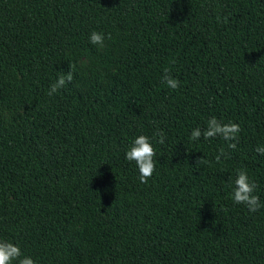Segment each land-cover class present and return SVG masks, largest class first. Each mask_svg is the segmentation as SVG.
Masks as SVG:
<instances>
[{
    "label": "trees",
    "instance_id": "trees-1",
    "mask_svg": "<svg viewBox=\"0 0 264 264\" xmlns=\"http://www.w3.org/2000/svg\"><path fill=\"white\" fill-rule=\"evenodd\" d=\"M93 31L122 53L85 78L79 56H110ZM213 116L240 124L235 150L190 139ZM140 134L156 151L147 183L125 158ZM258 146L264 0H0V239L36 264H264V207L231 198L245 167L264 204Z\"/></svg>",
    "mask_w": 264,
    "mask_h": 264
},
{
    "label": "clouds",
    "instance_id": "clouds-1",
    "mask_svg": "<svg viewBox=\"0 0 264 264\" xmlns=\"http://www.w3.org/2000/svg\"><path fill=\"white\" fill-rule=\"evenodd\" d=\"M217 21L220 22V17H217ZM227 23V17L223 20ZM105 35L103 32L93 31L89 36V42L94 45L103 47ZM63 73V72H62ZM73 79V68L70 65V71L66 74H61L54 83L50 85L48 95L52 96L62 89L66 83L71 82ZM163 81L166 86L171 90H176L180 87V81L170 74V69H164ZM239 123L228 121L223 122L217 117L213 116L207 121L206 128L196 127L192 129L190 139L199 140L201 136L205 140L221 137L228 142V148L235 150L239 142V133L241 132ZM159 144H164L166 135L163 130L156 133ZM255 151L264 155V146L256 147ZM226 157L227 153L224 149H221L219 154L216 155L215 160L220 162L221 157ZM156 151L151 139L144 134L138 135L132 142L130 148L126 151L125 158L128 161H134L138 171L139 179L141 183H147L148 179L152 177L156 169ZM203 162L202 158L198 159L197 163ZM231 198L236 204H243L250 212H256L264 204L261 203L260 197L256 194L257 185L256 182L249 176L248 170L245 167H241L237 170L234 181ZM0 264H36V261L28 255L23 254L21 247L18 243H14L10 240L0 239Z\"/></svg>",
    "mask_w": 264,
    "mask_h": 264
},
{
    "label": "rangeland",
    "instance_id": "rangeland-1",
    "mask_svg": "<svg viewBox=\"0 0 264 264\" xmlns=\"http://www.w3.org/2000/svg\"><path fill=\"white\" fill-rule=\"evenodd\" d=\"M112 41L115 39L111 38ZM110 39L104 41L103 47L99 46V54L110 50V56L100 57V56H79L77 59V64L79 70L82 72L85 78H92L94 74L104 75L106 72L107 64H114L117 62L118 58L121 56L122 47L118 43H113ZM22 111H11L8 109L3 110L2 118L5 124L10 128L18 127L20 123V115Z\"/></svg>",
    "mask_w": 264,
    "mask_h": 264
}]
</instances>
